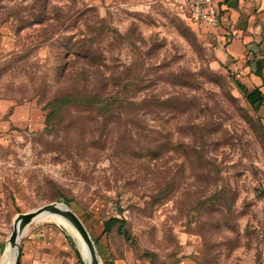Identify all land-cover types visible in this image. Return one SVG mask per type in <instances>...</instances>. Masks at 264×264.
Returning <instances> with one entry per match:
<instances>
[{"label":"rangeland","instance_id":"1","mask_svg":"<svg viewBox=\"0 0 264 264\" xmlns=\"http://www.w3.org/2000/svg\"><path fill=\"white\" fill-rule=\"evenodd\" d=\"M90 63L124 73L132 113L51 107L91 90ZM234 81L167 0H0V258L17 215L65 198L103 264H264V114ZM21 249L20 264H85L53 223Z\"/></svg>","mask_w":264,"mask_h":264},{"label":"crops","instance_id":"2","mask_svg":"<svg viewBox=\"0 0 264 264\" xmlns=\"http://www.w3.org/2000/svg\"><path fill=\"white\" fill-rule=\"evenodd\" d=\"M221 25L215 36L224 46L235 81L264 96V0H216ZM264 114V104L259 108ZM20 112L15 110L16 121Z\"/></svg>","mask_w":264,"mask_h":264},{"label":"trees","instance_id":"3","mask_svg":"<svg viewBox=\"0 0 264 264\" xmlns=\"http://www.w3.org/2000/svg\"><path fill=\"white\" fill-rule=\"evenodd\" d=\"M84 56L93 57L91 50L86 49L82 51ZM74 74L76 70H73ZM124 74V73H123ZM122 74V75H123ZM85 83L91 90L83 86L80 89H74L71 94L56 99L51 107L60 108L63 104L70 105L75 108H84L85 110L97 111L100 118L107 120H120L124 115L132 113L138 105H136L131 98L126 96L129 89V79L125 75H119L118 68H108L104 65H95L90 63L86 65L84 70ZM122 76V77H121ZM236 88L244 95L245 101L249 106L259 111V108L264 104V96L259 89L248 91L237 81H234ZM131 111V112H130ZM49 118L52 116L49 114ZM69 205L70 201L63 199ZM116 220H111L106 224V228H110ZM94 240V239H93ZM96 247L97 242L94 240Z\"/></svg>","mask_w":264,"mask_h":264},{"label":"water","instance_id":"4","mask_svg":"<svg viewBox=\"0 0 264 264\" xmlns=\"http://www.w3.org/2000/svg\"><path fill=\"white\" fill-rule=\"evenodd\" d=\"M41 216L59 217L76 231L86 251L85 256H82L85 264H103L88 229L71 207L64 202H52L34 211L22 213L15 217L12 232L5 243L4 249V254L10 258L11 264H20L22 254L21 240L28 228Z\"/></svg>","mask_w":264,"mask_h":264},{"label":"built area","instance_id":"5","mask_svg":"<svg viewBox=\"0 0 264 264\" xmlns=\"http://www.w3.org/2000/svg\"><path fill=\"white\" fill-rule=\"evenodd\" d=\"M177 15L209 32L218 31L221 14L216 0H167ZM117 219L120 216H115Z\"/></svg>","mask_w":264,"mask_h":264},{"label":"bare ground","instance_id":"6","mask_svg":"<svg viewBox=\"0 0 264 264\" xmlns=\"http://www.w3.org/2000/svg\"><path fill=\"white\" fill-rule=\"evenodd\" d=\"M44 223H46V224L47 223H53V224H57V225L61 226L62 228H64L76 241L81 255L83 257L85 256L86 251H85V248H84V245H83L81 238L79 237V235L76 233V231L68 223H66L61 218L55 217V216H41L33 222V224H44ZM0 264H11L10 258L7 255H6V257L2 256L0 258Z\"/></svg>","mask_w":264,"mask_h":264}]
</instances>
